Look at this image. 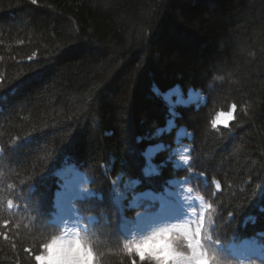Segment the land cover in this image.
<instances>
[{
  "label": "trees",
  "instance_id": "1",
  "mask_svg": "<svg viewBox=\"0 0 264 264\" xmlns=\"http://www.w3.org/2000/svg\"><path fill=\"white\" fill-rule=\"evenodd\" d=\"M165 202L264 264V0H0V264H131ZM57 231L94 251L32 247Z\"/></svg>",
  "mask_w": 264,
  "mask_h": 264
},
{
  "label": "clouds",
  "instance_id": "2",
  "mask_svg": "<svg viewBox=\"0 0 264 264\" xmlns=\"http://www.w3.org/2000/svg\"><path fill=\"white\" fill-rule=\"evenodd\" d=\"M178 227L177 225H163L144 235H132L130 238L121 241L118 254L122 258L127 257L131 264H157L147 254L150 252L162 254L166 251L184 253L188 257L186 264H214L213 259L204 261L193 255V250L187 246L185 239L178 231ZM37 245L43 250L44 255H47L49 249L57 248L69 250L75 248L77 251L84 248L86 255L94 251L93 242L88 236L62 231L50 232L36 237L32 247L36 248ZM160 264H163V261ZM168 264H172V261L169 260Z\"/></svg>",
  "mask_w": 264,
  "mask_h": 264
},
{
  "label": "rangeland",
  "instance_id": "3",
  "mask_svg": "<svg viewBox=\"0 0 264 264\" xmlns=\"http://www.w3.org/2000/svg\"><path fill=\"white\" fill-rule=\"evenodd\" d=\"M185 212L184 211H179L177 212H171L167 214V210L164 211V213L162 214V216L160 217V221H156L155 223H157L154 226L155 228H158L160 226L163 225H177L179 226V229L183 228V224L181 223L182 219L184 218ZM179 215V216H178ZM154 252H150V254H153ZM175 264H186V262H183L182 259H179L178 261H176Z\"/></svg>",
  "mask_w": 264,
  "mask_h": 264
},
{
  "label": "snow or ice",
  "instance_id": "4",
  "mask_svg": "<svg viewBox=\"0 0 264 264\" xmlns=\"http://www.w3.org/2000/svg\"><path fill=\"white\" fill-rule=\"evenodd\" d=\"M31 2L35 5L37 4V0H31ZM173 95L176 96L175 100H172L171 98H169V103L170 105H186L188 103V101L183 97V95L181 94H177V93H173ZM70 188H71V183H69L66 186V190H67V194L71 195L70 192ZM157 199H162V195H159L157 197ZM246 243V242H245Z\"/></svg>",
  "mask_w": 264,
  "mask_h": 264
}]
</instances>
